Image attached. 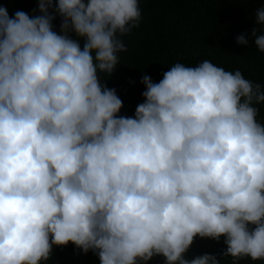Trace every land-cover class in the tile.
<instances>
[{"label": "clouds", "instance_id": "clouds-1", "mask_svg": "<svg viewBox=\"0 0 264 264\" xmlns=\"http://www.w3.org/2000/svg\"><path fill=\"white\" fill-rule=\"evenodd\" d=\"M32 11L0 6V264H47L70 242L100 264H221L185 253L222 236L232 264L264 261V85L209 60L175 63L158 83L142 77L144 101L123 116L102 81L140 0ZM253 38L264 52L256 27L236 42Z\"/></svg>", "mask_w": 264, "mask_h": 264}, {"label": "trees", "instance_id": "trees-1", "mask_svg": "<svg viewBox=\"0 0 264 264\" xmlns=\"http://www.w3.org/2000/svg\"><path fill=\"white\" fill-rule=\"evenodd\" d=\"M0 6L14 16L16 10L29 15L38 8V0H0ZM264 7V0H140L141 22L133 31L121 37L127 51L119 53L115 72L103 80L108 88H115L123 101L120 115L134 116L138 104L144 101L146 90L141 83L144 75L158 83L175 63L195 66L209 60L228 71L240 70L246 79L264 85V52L254 43L236 42V37L251 35L253 27L264 35V25L255 24L256 10ZM61 17L53 21L59 31ZM83 46V41H81ZM106 75V74H102ZM103 78V77H102ZM258 119L264 122V104ZM224 237L219 241L196 237L185 256L189 259L205 253L216 255L221 264H232L231 257H223ZM47 264H100L92 251L86 254L71 242L67 246H53ZM147 264H165L155 257ZM238 264H264V261L243 259Z\"/></svg>", "mask_w": 264, "mask_h": 264}]
</instances>
